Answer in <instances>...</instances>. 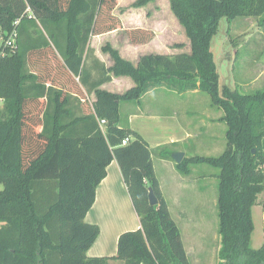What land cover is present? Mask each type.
<instances>
[{
    "label": "trees",
    "instance_id": "trees-1",
    "mask_svg": "<svg viewBox=\"0 0 264 264\" xmlns=\"http://www.w3.org/2000/svg\"><path fill=\"white\" fill-rule=\"evenodd\" d=\"M151 1L138 0L134 6ZM170 4L190 39L191 53L145 55L134 66L112 49L114 64L108 71L132 78L135 87L112 94L98 89L102 79L90 86L96 95L93 109L76 116L73 95L85 100V93L58 87L49 70H29L31 57L44 56L48 69L49 59L86 85L85 53L93 36L119 28L114 16L118 1L0 0V264H110L113 260L191 264L148 143L120 124L121 103L140 102L149 91L162 87L180 94L205 93L211 106L223 111L224 153L218 158H184L176 169L183 175L200 164L220 170L219 264H264V244L251 248L253 208L264 195V90L243 93L222 83L213 52L222 21L229 26L238 18L264 17V0H170ZM28 6L35 19L21 20L17 45L11 50L2 37L12 32ZM37 22L46 40L32 31ZM99 120L106 121L104 131ZM125 139L130 142L123 146ZM113 160L141 227L120 235L115 257L89 258L87 252L100 228L85 218ZM150 188L158 199L155 207L149 203Z\"/></svg>",
    "mask_w": 264,
    "mask_h": 264
},
{
    "label": "rangeland",
    "instance_id": "rangeland-1",
    "mask_svg": "<svg viewBox=\"0 0 264 264\" xmlns=\"http://www.w3.org/2000/svg\"><path fill=\"white\" fill-rule=\"evenodd\" d=\"M117 1L118 6L114 11V16L119 28L113 31L114 34L112 36L98 42L94 46L95 48L101 49V55L103 57H112V49L118 51L121 57H138V55L141 56L145 51L165 54L170 57H174L179 53H191L190 39L187 36L184 26L180 24L177 16L173 12L170 0H153L141 7L134 6L138 0ZM263 18H238L229 26L223 20L219 33L213 41V52L216 56L217 65L220 68L222 83L229 84L232 88L237 87L243 93L264 90ZM138 29H142L143 32L136 33L135 31ZM32 31L35 36L43 40L47 39L40 23L37 22L36 27H33ZM132 37L137 41H133ZM134 47L138 49L139 54ZM95 48L89 51L88 57H95ZM43 57H31L33 65L32 68L29 67V70L35 71L36 73L38 71L45 73L49 70L47 73L56 76L58 87H64L67 92L72 94L83 91L81 90L80 83L76 81L77 78L75 79L66 69L63 70L61 66L55 65V62L53 66L49 59L47 62L50 69H48L47 65L45 66L42 61ZM191 93H184L187 94L184 95V101L179 100L181 98L175 93H166L168 95L166 100H179L176 102L183 103L184 105H181L179 110L174 109L173 106L170 107L171 105L169 107H161L162 111L169 115L171 113L175 114L176 112L178 114L176 118L185 120V125L188 129L191 128L192 123L201 125L202 120L204 121L203 124H206L210 119L216 120L218 117L223 116L222 110L211 106V99L207 94L197 92L195 95H192ZM170 102L167 101V103ZM146 104L148 102L144 100L143 105ZM0 105H2V102H0ZM86 105L90 107L89 104ZM87 110L90 109L88 108ZM209 115L210 119L207 118ZM215 122L212 121V123ZM226 133L227 126L223 123L213 125L211 129L208 128L204 139H200L197 143L198 149L195 154L190 152V147L195 145L191 141L176 147H178V150L182 148L188 149L189 147V152L186 151V159H191L195 155L218 158L226 150ZM165 148L172 157V150L174 148ZM172 163L176 167L177 163L175 161H172ZM154 165L161 179L162 177L165 178L167 182L165 186H171L172 177L163 169V165L159 162H155ZM192 168L195 169L193 178L200 181L197 186L199 185L198 189L200 192L203 190V201L198 198L201 195H196L193 190L183 192L184 199L181 208H184L188 212L197 211V214H189L188 223L186 221L184 223L178 219L184 232L183 239L187 244L191 264H219L221 237L219 233L217 205V176L220 170L209 165L200 164L190 167L191 173L189 175L179 174L186 178L192 174ZM167 189V192H170L168 186ZM176 217L178 218L177 215H175ZM192 218L197 219L195 221L197 229L194 231L187 229ZM253 221L255 230L251 238V248L257 250L264 244V195L260 196L259 204L253 208Z\"/></svg>",
    "mask_w": 264,
    "mask_h": 264
},
{
    "label": "crops",
    "instance_id": "crops-1",
    "mask_svg": "<svg viewBox=\"0 0 264 264\" xmlns=\"http://www.w3.org/2000/svg\"><path fill=\"white\" fill-rule=\"evenodd\" d=\"M113 34L114 32H110L99 36H93L90 40L89 50H87L84 56V71L87 74L86 85L82 84L79 78L76 79V81L80 83L82 87L81 89L85 93L86 98L85 100H80L75 95H73L72 98V105L74 107L76 116L82 115V112L88 108L90 110L93 109V103L96 101V95L95 90H90V86L98 81H101L102 79L104 82L100 87H98V89L112 94H125L127 91L135 87V82L132 78L124 76L116 77L110 73L108 70L114 64L113 58L103 57L101 55V49L94 47L98 44V42L106 40ZM93 48H95V57H88L89 51L94 50ZM134 48L139 54L138 49L136 47ZM150 54L157 55L154 52L145 51L143 54H141V56L138 55V57L123 56L122 58L131 62L134 66H138L140 59L143 56ZM47 92L48 91H46V93ZM166 93H175L179 95V98H181L179 100L183 101L185 99L184 95H187L184 93L180 94L169 91L164 87L153 89L144 95L140 102L121 103L120 124L121 126L129 128L138 133L148 143L152 151L153 165L155 162H159L163 165V169L167 171L169 176L172 177L171 186L167 185L170 189V192H167L168 189L167 186H165V184H167L165 178L162 177V180L161 176L158 175L159 172H156L155 170L156 176L160 182L161 191L168 203L172 217L174 216L173 219L181 230L183 239L184 232L180 226L179 220L185 223V221L187 222L189 219V214H197V211L188 212L184 208H181L184 199L183 192L193 190L196 195H201L198 198L199 200L201 199V201H203V190H201V192L199 191V185L197 186V184H199L200 181H197L193 178L195 169L192 168V174L190 176H187L186 178L181 176L179 172H177L175 165L172 163L174 160H171L168 156V151L165 147L174 148L172 153L181 152L186 156V151L189 152V147L188 149L182 148L181 150H178V147L176 146H182L183 144L191 141L195 145L190 147V152L195 154L198 149L197 143L200 141V139H204L207 129H211L213 125H217L218 123L222 124L223 122H221L220 119L223 116H220L215 120L210 119L209 115L207 118L210 120H208L206 124L204 123L205 125L203 124L204 121L201 120V125L192 123L191 128L188 129L185 125V120L183 121L180 118H176L178 116L176 112V115L172 113L169 115L162 111L161 107H169L171 105L170 107L173 106L174 109L179 110L181 105H184L183 103L176 102L179 100H166V97L168 96ZM195 93H197V91H193L191 94L195 95ZM144 100H146L148 104L143 105ZM167 101L171 102L167 103ZM85 103L89 104L90 107H88ZM211 120L216 122L212 123ZM193 157L201 156L195 155ZM198 203L200 204L201 202ZM201 208L202 206L200 207V211ZM175 209L177 210L175 211ZM175 215H177L178 218H175ZM196 220L197 219L192 218L187 229H191L192 231L196 230ZM85 222L88 224L98 225L100 228L99 237L87 252V257L89 258L115 257L117 255L118 239L120 235L129 231H137L141 227L139 218L134 210L131 198L127 191V187L123 181L119 166L115 160H113L108 165L107 176L97 187L95 202L90 211L87 213ZM183 243L189 256L187 244L184 239ZM110 264H123V262L113 260L110 262Z\"/></svg>",
    "mask_w": 264,
    "mask_h": 264
},
{
    "label": "built area",
    "instance_id": "built-area-1",
    "mask_svg": "<svg viewBox=\"0 0 264 264\" xmlns=\"http://www.w3.org/2000/svg\"><path fill=\"white\" fill-rule=\"evenodd\" d=\"M24 17H27L29 19H35V17L33 16V12L29 6L26 8L24 15L14 23V28H13L12 32L8 33L2 37V41H3L4 45L7 48H10L11 50L16 48L17 40H18L17 27L19 26V24L21 23V20ZM99 125H100L101 129L104 131L105 126H106V121L105 120H99ZM129 142H130V139H125L122 142V145L125 146Z\"/></svg>",
    "mask_w": 264,
    "mask_h": 264
},
{
    "label": "water",
    "instance_id": "water-1",
    "mask_svg": "<svg viewBox=\"0 0 264 264\" xmlns=\"http://www.w3.org/2000/svg\"><path fill=\"white\" fill-rule=\"evenodd\" d=\"M184 158H185V154L181 152H175L172 155V159L177 164H181ZM149 203L152 207H155L158 205V199L151 188L149 189Z\"/></svg>",
    "mask_w": 264,
    "mask_h": 264
}]
</instances>
